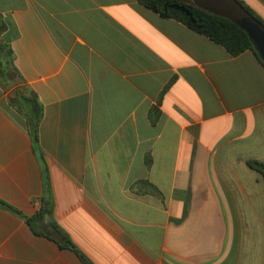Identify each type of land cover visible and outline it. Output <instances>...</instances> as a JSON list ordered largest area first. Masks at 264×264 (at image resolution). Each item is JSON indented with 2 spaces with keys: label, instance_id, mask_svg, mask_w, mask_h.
<instances>
[{
  "label": "crops",
  "instance_id": "1",
  "mask_svg": "<svg viewBox=\"0 0 264 264\" xmlns=\"http://www.w3.org/2000/svg\"><path fill=\"white\" fill-rule=\"evenodd\" d=\"M242 1L264 20V0ZM0 40L44 108L57 223L92 264H264L253 52L232 57L137 0H0ZM44 192L0 85V200L30 217ZM0 264L84 263L0 206Z\"/></svg>",
  "mask_w": 264,
  "mask_h": 264
},
{
  "label": "trees",
  "instance_id": "2",
  "mask_svg": "<svg viewBox=\"0 0 264 264\" xmlns=\"http://www.w3.org/2000/svg\"><path fill=\"white\" fill-rule=\"evenodd\" d=\"M144 8L163 18L175 20L225 48L232 57L251 51L264 66L248 33L226 14L232 7L242 10L264 28V20L242 0H137ZM12 47L0 40V85L9 93V106L29 132L35 150L43 165L45 192L39 210L30 217L22 215L12 206L0 200V206L23 218L32 231L39 236L56 240L62 247L74 251L84 264H92L74 245L69 235L55 218L54 200L50 188V176L44 153L39 146V129L44 117V108L36 94L25 84L15 66ZM21 85L17 86V81ZM10 89H13L10 92ZM148 165L151 160L148 159ZM248 165L264 177V164L250 161Z\"/></svg>",
  "mask_w": 264,
  "mask_h": 264
},
{
  "label": "water",
  "instance_id": "3",
  "mask_svg": "<svg viewBox=\"0 0 264 264\" xmlns=\"http://www.w3.org/2000/svg\"><path fill=\"white\" fill-rule=\"evenodd\" d=\"M231 10L232 12L226 15H230L238 26L248 33L257 51L264 60V28L242 10H236V7H232Z\"/></svg>",
  "mask_w": 264,
  "mask_h": 264
},
{
  "label": "rangeland",
  "instance_id": "4",
  "mask_svg": "<svg viewBox=\"0 0 264 264\" xmlns=\"http://www.w3.org/2000/svg\"><path fill=\"white\" fill-rule=\"evenodd\" d=\"M16 83H17V86H20L22 84L21 81H19V80ZM12 90L13 89H10V92H12Z\"/></svg>",
  "mask_w": 264,
  "mask_h": 264
}]
</instances>
